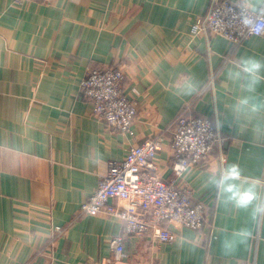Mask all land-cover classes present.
Listing matches in <instances>:
<instances>
[{"label": "crops", "instance_id": "crops-1", "mask_svg": "<svg viewBox=\"0 0 264 264\" xmlns=\"http://www.w3.org/2000/svg\"><path fill=\"white\" fill-rule=\"evenodd\" d=\"M210 2L0 0V264H264V79L249 91L240 69L264 63V36L233 45L193 35ZM248 2L264 16V0ZM110 67L137 100L134 138L109 130L81 95L89 69ZM187 107L227 138L182 179L206 207L205 229L170 225L177 239L159 243L125 236L115 218L80 216L131 145L162 137L159 174L174 179L168 137ZM242 193L254 196L247 206ZM118 236L125 256L112 249Z\"/></svg>", "mask_w": 264, "mask_h": 264}, {"label": "built area", "instance_id": "built-area-1", "mask_svg": "<svg viewBox=\"0 0 264 264\" xmlns=\"http://www.w3.org/2000/svg\"><path fill=\"white\" fill-rule=\"evenodd\" d=\"M28 1L13 0L21 6ZM191 32L220 36L241 45L252 37L264 36V16L251 9L248 0H211L207 14L192 26ZM125 77L118 68H91L80 82V92L93 105V115L109 130L134 138L139 108L137 100L125 91ZM189 109L179 114L168 137L172 181L159 174L158 154L165 146L162 137L131 145L123 161L109 163L97 189L81 205L80 216L115 218L123 223L125 236H150L159 243L177 239L170 225L205 229L206 207L194 199L192 188L182 179L222 149L227 138L213 119L193 115ZM61 230L55 228L56 232ZM210 232L214 233L213 226ZM125 236L112 239L116 255L125 256L121 253Z\"/></svg>", "mask_w": 264, "mask_h": 264}, {"label": "clouds", "instance_id": "clouds-1", "mask_svg": "<svg viewBox=\"0 0 264 264\" xmlns=\"http://www.w3.org/2000/svg\"><path fill=\"white\" fill-rule=\"evenodd\" d=\"M240 69H241V72H243L250 78V84L248 86L249 91H252L254 85L257 84L261 79H264V77L260 76L261 69H264V63L256 59H252V58L243 59L240 63ZM241 72H236L234 74L230 73V75H235L236 77H239ZM241 103L247 104L248 100H242ZM236 176H237V173L235 169H233L231 173L224 176V179L227 180L230 177L236 178ZM229 191H231V189H229ZM253 199H254L253 194L242 193V194H238L237 203L239 206H247Z\"/></svg>", "mask_w": 264, "mask_h": 264}]
</instances>
